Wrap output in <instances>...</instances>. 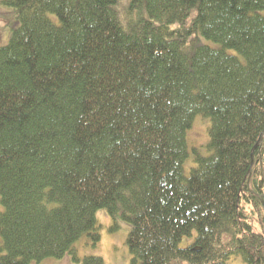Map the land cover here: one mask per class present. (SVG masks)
<instances>
[{
  "label": "trees",
  "instance_id": "obj_1",
  "mask_svg": "<svg viewBox=\"0 0 264 264\" xmlns=\"http://www.w3.org/2000/svg\"><path fill=\"white\" fill-rule=\"evenodd\" d=\"M0 4V264H105L102 210L131 264H264V0Z\"/></svg>",
  "mask_w": 264,
  "mask_h": 264
},
{
  "label": "rangeland",
  "instance_id": "obj_2",
  "mask_svg": "<svg viewBox=\"0 0 264 264\" xmlns=\"http://www.w3.org/2000/svg\"><path fill=\"white\" fill-rule=\"evenodd\" d=\"M0 18L1 21L6 23L7 27L4 29L8 32V38L11 34L12 18L10 11L0 4ZM5 37V34H0V41ZM3 46V45H0ZM209 120L202 117L197 118L193 123V128L188 132V144L191 150V155L185 164V173L189 174L190 169L195 165L193 149H197L201 155H207L206 149L209 143L208 129ZM261 179L264 181V163L260 167ZM264 200V195L262 196ZM248 206H251L247 203ZM1 207V199H0ZM263 212L259 210H252L251 221L253 222V229L256 233L264 232V201ZM3 209V208H2ZM98 220V233L100 234V242L93 246L89 238L83 240L80 243V248L76 256L83 260L86 256H96L104 260L105 264H131L132 255L127 245V238L129 234V228L126 223L119 221L115 222L108 213L104 210L100 211L97 215ZM196 234L193 233L192 237L184 238L180 244L181 248H186L194 241ZM68 258H64L58 262L46 261L42 264H81L74 261H70ZM229 264H244L241 258H232Z\"/></svg>",
  "mask_w": 264,
  "mask_h": 264
}]
</instances>
